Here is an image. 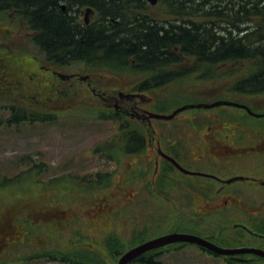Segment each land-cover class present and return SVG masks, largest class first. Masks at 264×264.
I'll return each mask as SVG.
<instances>
[{
  "label": "rangeland",
  "instance_id": "obj_1",
  "mask_svg": "<svg viewBox=\"0 0 264 264\" xmlns=\"http://www.w3.org/2000/svg\"><path fill=\"white\" fill-rule=\"evenodd\" d=\"M169 2L160 3L147 12L170 19ZM85 8L82 7V18ZM19 20L10 12L4 17L0 16L1 61L17 53H33L40 58L41 63L47 65L43 53L32 41L30 30L27 26L21 27ZM246 64L238 61L230 67L243 69ZM58 69L82 74L88 70L79 63L58 66ZM99 73L102 74V80H106L103 87H121L126 91L133 90L145 79L133 72ZM196 73L197 76L182 77L156 89H144L152 100L146 107L157 111L154 105L174 100L172 108L165 111L169 113L186 104L210 103L232 97L248 100L247 96L232 91L214 90L213 85L218 80L201 77L210 74V71ZM223 80H227L226 85L232 83V78ZM54 82L56 80L51 79L49 84ZM79 87L77 94L86 100L90 93L83 83L79 82ZM205 91L208 92L202 93ZM2 100L9 101L0 93V103ZM93 102L103 106L101 102ZM58 107L63 114L55 120L0 126V176L27 174L25 168L29 166L26 164L28 161H45L51 167L50 171L30 176V180L40 182L34 183L27 179L14 182L13 188L0 194V220H4L5 211L44 220L34 228L31 247L16 252L18 248L11 245L4 257L0 256L2 264H67L59 259L9 260L53 248L65 251L81 246L93 248L111 261L106 238L113 232L128 239L135 230L151 227L154 229L153 237L173 232L176 228L200 235L214 231L222 239L220 245L229 246V241L233 246L264 248V238L255 237L235 226L242 223L256 230V218L264 220V185L240 181L225 187L222 195L211 196L205 192L217 189L220 186L217 181L199 175L187 176L172 168L168 172L166 185L159 187L155 185L156 153L153 148H146L144 152L131 156H123L120 147L109 152L103 151L108 148L105 141L119 132V121L100 119L99 112L95 111L98 107L85 105L79 100L60 103ZM257 112L264 113V106L258 107ZM5 116L9 117L10 113H0V119ZM242 116L241 110L232 107L189 108L173 119L155 120L156 140L161 141L163 149L173 148L180 163L189 169L214 173L224 178L247 175L264 180V119H243ZM207 128L220 130L219 139L218 136L217 139L207 137ZM220 144L228 146L232 154L225 155ZM20 160L25 163L20 165ZM163 163L160 166L159 162V170L166 167ZM96 172L109 173L112 182L91 185L72 183V187L67 177L63 185H52L47 189L42 187L48 184L45 181L52 175L62 177L75 174L84 177ZM5 224L6 221L1 226L8 228ZM23 244L29 243L24 241ZM162 258L164 264L225 262L223 258L212 256L195 245H187L176 251L168 249ZM117 261L111 263L117 264ZM251 263L264 264V259H256Z\"/></svg>",
  "mask_w": 264,
  "mask_h": 264
},
{
  "label": "trees",
  "instance_id": "obj_2",
  "mask_svg": "<svg viewBox=\"0 0 264 264\" xmlns=\"http://www.w3.org/2000/svg\"><path fill=\"white\" fill-rule=\"evenodd\" d=\"M63 1H66L69 5L72 4V10L75 8L72 15L60 9V3ZM183 1L184 4L178 8V4L173 5L174 9H170V13L182 12V14L191 16L192 10L181 11L182 6L188 4V0ZM258 3L259 0H248V9H240L239 12H244L253 17L263 16L264 10L257 8ZM122 4L115 0H0V16L4 17L7 12L20 15L24 24L32 32V41L43 53L47 65L49 64L47 66L41 63L40 58L33 53H17L7 58L4 57L5 63L0 58V77L2 70L7 68V78L9 76V80L13 81L12 84L1 83L5 86V89L0 90V93L6 96L9 101L8 103H0V113H5L3 110L6 109L10 113L9 117L5 116L0 119L1 127L56 118L57 113H59L58 110H56V113H52L54 110L52 106L45 107L43 104L37 103L35 99L39 98L42 93L45 96L52 94L49 81L52 77H55L52 73L53 69L58 68V66L66 67L74 63H79L87 68L89 70H86L87 74H90L91 77L95 76L99 86L106 84V80L103 81L102 74H97L98 72L106 71L113 74L139 73L145 77V81L135 86L134 89L136 90L156 89L182 77L197 76L196 72L198 71H210V74L201 75V77L218 80L216 85H213L214 90L232 91L245 95L248 100L233 97L232 99L246 103L256 111L258 107L264 106V20H249L248 23L251 25V29L243 37H236L231 31L227 37H216L218 48L223 47L224 50L228 48L229 52L225 54L217 53L216 56L213 55V57L207 59L210 55L206 52L188 51L192 50L191 47H200L199 39L194 33H188L184 30L182 33L179 32L178 35L170 36L169 34L177 26L172 24L165 30V34H162L160 31L163 27L151 25L149 19L138 17V15L146 12L144 6H136V11H130L133 8L132 6ZM85 5L97 8L99 13L95 21L90 24H85L79 20L77 14L78 9ZM179 29L181 30L180 27ZM188 31L192 32V30ZM175 46L181 47L180 53L175 51ZM182 53L193 58L196 56L195 64L193 66L185 65ZM237 61H247L248 63L243 69L217 67V64L222 62ZM42 66L45 68H42ZM17 78L20 83L15 82ZM55 78L58 79V77ZM228 78H232L230 85H226L227 80H223ZM44 81L46 82L43 83ZM44 84L47 86L42 89ZM206 92L208 91L202 93ZM54 96L58 100L61 95L56 94ZM173 101L158 103L153 107L157 111L165 112L172 108ZM239 110L244 114L243 119L251 117L246 110L240 108ZM95 111L106 112L99 113L100 118L120 122L119 132L112 139L105 141L108 148L103 150L104 152L120 147L123 156H131L146 150L147 138L141 125L133 123L130 119L121 118L120 114L114 111L108 113L107 109L99 107ZM109 157L112 158L113 155H109ZM18 162H21L20 165L25 163L23 160ZM27 163L29 164L25 168L27 174L22 173L21 176L14 177L0 176V179L2 178L0 180V194L13 188L12 183L14 182L18 183L25 179L32 182L33 180H30L32 174H41L42 171H50L51 169L45 161L31 163L28 161ZM163 164L166 167L163 166L164 169L160 170L155 180V185L159 187L166 185L169 170L175 168L167 161H164ZM67 177L69 178L68 183L72 187L74 186L72 183L79 185L89 183L91 185L104 182L110 184L112 182L109 173L102 172L84 177L75 174H67L62 177L52 175L48 178L49 180L45 181L48 184L42 187L47 189L52 185L62 184V180ZM61 178L63 179L58 181ZM33 182L40 181L34 180ZM3 214L4 220H0V256L2 258L11 245L18 248L15 249L16 252L24 247H31L30 240L34 237V228L44 222L43 219L29 217L22 213L12 214L5 211ZM4 221H6L5 225L8 228L1 226ZM256 222L258 224L255 225V229L264 233V220L261 221V219L256 218ZM153 230V227L135 230L133 236L128 239L113 232L106 238L107 251L111 261L101 252L84 246L65 251L53 248L31 256L13 257L9 261L44 258L47 260L59 259L67 264H112V261H117L130 247L153 237ZM173 231L180 230L176 228ZM203 235L217 243L222 241L214 231L206 232ZM24 241L29 244L24 245ZM227 244L229 246L234 245L229 241H227ZM187 245L189 243L179 242L170 244L166 248L148 251L135 258L132 264H164L162 257L168 249L179 250ZM231 263L244 264L237 261ZM0 264H2L1 260Z\"/></svg>",
  "mask_w": 264,
  "mask_h": 264
},
{
  "label": "flooded vegetation",
  "instance_id": "obj_3",
  "mask_svg": "<svg viewBox=\"0 0 264 264\" xmlns=\"http://www.w3.org/2000/svg\"><path fill=\"white\" fill-rule=\"evenodd\" d=\"M176 2L181 3L183 0H159L155 5L151 4L149 0H119V2L125 4V6L130 5L133 8L130 9V11H136V6H144L146 8V11L151 10L152 7L158 6L159 3H167V2ZM248 0H188L187 9H191L194 11V16H187L182 13H178L176 15H172L170 19L164 18L163 16H158V14L155 13H142V15H138L139 18H147L151 22V25H157L159 27H163L160 31L162 34H165V30L168 29V27L172 24L177 25L176 29L173 30L170 36L178 35V33H182V31L186 30L188 33H194L197 35V39H199L200 47H191L192 52H206L208 53L207 59H210V57L216 56V54H225L229 52L228 48L223 49V47H219L216 44V37H227L229 36V32L231 31L236 37H243L249 29H251V26L248 25V21H254V20H264V15L259 17H253L249 16L244 12H239L240 9H248ZM122 4V5H123ZM121 6V4H119ZM72 4L62 3L60 4V9L63 12H69V15H72V12L75 10V8L71 9ZM257 8L260 10H264V0H259ZM95 7H88L84 11V17L85 22L87 24L91 23L95 19ZM261 10V11H262ZM125 11V10H123ZM82 17V14L80 15ZM197 18V19H196ZM235 20V21H233ZM155 23V24H153ZM181 28V30L179 29ZM188 30H192L188 31ZM181 37V34H180ZM175 51L179 52L181 51V47L175 46ZM187 52V51H186ZM182 59L184 62H186L189 65H193L195 63V60L197 59L196 56L189 57L182 53ZM192 60V61H191ZM238 62V61H237ZM235 62H222L220 64H217V67H226L229 68L231 64H234ZM210 64V63H209ZM233 68V66L231 67ZM8 72L5 74L7 75ZM18 74V72H17ZM16 83H20V80L17 78L15 79ZM6 84L13 83V81H6ZM90 85V84H89ZM54 90H57L61 93V90H72L73 83H67L62 82L58 80V83H53ZM92 86V84H91ZM93 91L97 94V89L93 87ZM102 94L103 102L109 107H114L115 113L123 114L129 116L131 119H135L134 121H139L142 125H144V131L146 132V135L148 134V139L146 142L147 148L153 150L156 153L157 158H160L158 153V148L161 145V142L156 141V137L154 135V138L150 139L149 135V128L150 127V120L145 116V110H147L144 106L145 103L150 101V98H148L146 95H136L132 98H126L120 96V90L114 89L111 93ZM137 94H142L140 92H133ZM53 94L56 95V93ZM66 96L68 93H65ZM51 96V95H50ZM44 96V98L40 97V101L43 102L45 106L55 104L57 101V98L55 96ZM60 100L69 101L71 98L63 99L58 98ZM140 116V118H138ZM155 128V126H154ZM154 132L157 134V130L155 128ZM207 137L217 139L216 137L218 134H221V131L216 129L213 131V128H207L206 130ZM212 133V135H209ZM154 139V140H153ZM219 139V136H218ZM221 146L223 144H220ZM170 149V148H169ZM224 151H231L228 146L223 145ZM172 155L175 156L177 152L173 153V148H171ZM223 152V151H222ZM220 177V176H219ZM247 177V178H246ZM246 181H254V182H264L263 179L259 180L256 176H247L246 175ZM222 180H225L227 178L221 177ZM220 186L217 189H209L205 193L215 196V195H222L223 191L225 190V187L234 184L235 182L231 184H226V182H223L221 180L215 179ZM237 182V181H236ZM225 264H232L231 262L239 261L240 263H246V264H254L251 263L250 260H254L256 257L252 256H243L241 254L236 255H230V256H223Z\"/></svg>",
  "mask_w": 264,
  "mask_h": 264
},
{
  "label": "water",
  "instance_id": "obj_4",
  "mask_svg": "<svg viewBox=\"0 0 264 264\" xmlns=\"http://www.w3.org/2000/svg\"><path fill=\"white\" fill-rule=\"evenodd\" d=\"M153 4L157 3L158 0H150ZM60 78L62 79H69L71 77H76L77 75H66L60 72H57ZM81 80H87L90 76L89 75H78ZM102 95V94H100ZM136 95L139 94H133V93H124L121 92L120 96L126 97V98H132ZM219 105H229V106H237L246 109L251 115L256 116V117H263L264 113H259L253 111L248 105L237 102V101H232V100H217L211 103H197V104H186L183 106H180L176 108L173 112L171 113H159V112H152L148 111V118H159V119H172L174 118L179 112L189 109V108H213ZM150 135H152V129L149 128ZM159 152L163 157H166L169 159L178 169H180L182 172L187 173V174H199V175H208L205 173L201 172H196L192 171L189 169H186L184 166H182L175 158L171 157L170 155H167L165 152L162 151V149H159ZM238 179H243V177H234L231 179H228L227 182L230 183L234 180ZM247 228V227H246ZM251 233L259 235L264 237V235H260L258 233H255L251 229H248ZM175 242H190L194 243L200 246H203L205 248H208L211 251H214L217 254L220 255H235V254H240V253H253L257 254L259 256L264 257V249L259 248V247H253V246H243V247H237V248H228V247H223L215 242L199 236L197 234L193 233H187V232H170L166 233L160 236H157L155 238L149 239L139 245H136L135 247L129 249L127 252H125L121 258L118 261V264H129L134 258L144 254L145 252L159 248L165 245H168L170 243H175Z\"/></svg>",
  "mask_w": 264,
  "mask_h": 264
}]
</instances>
